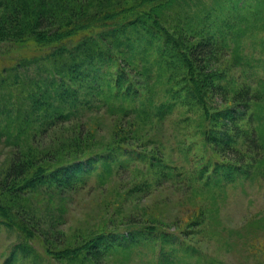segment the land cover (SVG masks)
Listing matches in <instances>:
<instances>
[{"label": "rangeland", "instance_id": "obj_1", "mask_svg": "<svg viewBox=\"0 0 264 264\" xmlns=\"http://www.w3.org/2000/svg\"><path fill=\"white\" fill-rule=\"evenodd\" d=\"M116 1L87 0L86 7L95 10ZM192 5L189 10L179 8V13H187L196 30L213 33L211 40L218 47L222 40L227 43L226 54H216L210 63L211 70L223 73L215 82L224 88L223 102L214 97L212 102L221 108L234 105L231 97L238 91L256 98L237 120L248 137L254 136L255 146L241 136L231 141L227 156L225 151H214L200 134V108L192 110L181 102L161 114V121L150 115L166 93L164 84L153 77L151 55L143 56L136 66L132 62L131 75L142 83L138 89L149 90L154 103L137 100L130 104L132 109L110 112L101 91L93 95L82 87L75 105L69 100L73 95L67 99L45 95L44 87L51 81L49 76L43 80L44 68L52 69L43 64L47 59L40 65L19 66L20 54L40 51L30 45L1 43L0 81L4 76L11 80L8 74L16 72L22 83L16 79L18 85H12L7 80L0 86V177L14 153L59 166L97 149L105 156L104 146L118 151L121 144L114 135L123 131L139 139L133 145L121 140L128 146L124 151L156 149L163 158L150 165L113 152L105 160L95 157L97 161L77 180L69 171L70 180H76L70 187L55 181L10 196L19 213L33 220L34 232L25 240L15 228L0 223V264H264V0H192ZM173 16L172 24L177 20ZM118 50L113 47L112 53L121 56ZM125 61L129 60H121V65ZM94 72L84 76L92 80ZM22 87L33 95L28 111L27 103L19 113L17 96L26 93ZM56 106L69 117L57 118ZM234 150L240 152L239 167L247 174L216 172L214 163L222 159L239 165ZM129 230H142L149 234L143 236L154 240L122 246L118 236ZM97 235L107 236V249L95 261L84 253L70 260L57 258L62 249L81 246ZM19 244H27L24 250L29 251L16 248Z\"/></svg>", "mask_w": 264, "mask_h": 264}, {"label": "trees", "instance_id": "obj_2", "mask_svg": "<svg viewBox=\"0 0 264 264\" xmlns=\"http://www.w3.org/2000/svg\"><path fill=\"white\" fill-rule=\"evenodd\" d=\"M87 3V0H0V44L10 43L13 47L30 45L40 51L32 56L20 54L17 59L19 66L39 64L46 59V62L42 63L52 65V69L44 68L43 80L49 76L48 81H51H47L48 84L44 87L47 88L45 95H56L57 98L66 96V99L69 97L67 95H73L69 100L75 105V96L83 87L84 91L89 90L93 95L101 91L107 107L111 108L110 112L132 109L130 104L137 100L151 106L154 98L149 94V90L138 89L142 88V83L131 75L132 62L136 66L143 56L151 55L155 66L153 77L158 83L164 84L163 91L166 93L163 98L165 100H161L155 109L151 110L150 115L161 121V114L171 111L181 102L192 110L200 108V122H203L200 134L214 151H225L223 153L227 156L230 153L231 141L241 136L245 142L255 146L254 136L248 137L246 131L237 124V120L243 118L248 103L256 98L248 92L238 91L231 97L234 105L221 108L212 102L213 97L223 102L221 96L224 94V88L215 82L223 77V73L211 70L210 63L216 54H226L224 49L227 50V43L222 40L218 47L211 40L213 33L208 30L203 33V29L196 30L187 18V13H179V8L191 9L192 0H117L110 5L98 6L95 10H88ZM171 14L172 17L174 14L177 16L174 24L171 23ZM113 47L117 50L119 48L118 53L122 57L112 53ZM126 58L129 61L121 65V60ZM126 64L129 70H126ZM95 70L98 73L94 72ZM89 72H94L92 80H87L88 76H84L90 75ZM8 76L11 80H7L12 85H18L16 79L21 82L16 72ZM7 80L5 76L2 77L0 86L6 84ZM23 90L24 87L21 91ZM160 92L158 89L156 95ZM217 94H220L219 98L216 97ZM32 95L28 90L24 95L22 92L18 94L19 113L22 112L24 104L26 108L27 103L28 111ZM54 111L57 118L69 117L59 106H56ZM127 133L128 131H123V135L119 137L115 133V142L121 144L116 152L110 150L112 145L104 146L101 149L106 150L105 156L104 151L97 149L91 153L78 154L74 159L59 166L41 163L38 157L14 153L3 176L0 177V223L15 228L23 239H31L34 232L31 230L33 220L19 213L17 202L13 204L9 197L19 191L34 190L42 184L48 186L49 182L55 184V181L62 187H70L77 180V176L81 177L89 171L91 163L97 161L95 157L105 160L115 152L126 154L127 158L144 159L150 165L161 163L163 155L160 150L151 149L139 153L131 147L124 151L128 146H124L121 140L131 141V145L139 140L133 134ZM234 152L238 162L242 161L240 152ZM221 162L214 163L216 172L221 170L227 174L231 173L230 175L235 171L244 172L239 167L243 165L241 162L237 167L236 163L232 164L224 159ZM69 171L74 173L76 180H70ZM127 232L129 234L118 236L123 239L122 246L140 241L150 244L154 240L146 238L149 234H142V230H136L141 232V235L135 231ZM106 237L97 235L96 238L83 242L81 246L62 249L57 258L70 260L75 255L84 253L88 259L95 261L98 255L104 254L107 249ZM117 244L121 246V240ZM23 245L27 244H19L16 248L29 251L24 250L26 247Z\"/></svg>", "mask_w": 264, "mask_h": 264}]
</instances>
